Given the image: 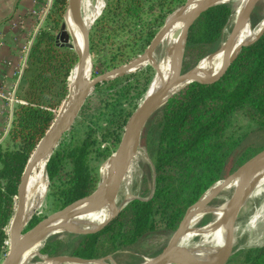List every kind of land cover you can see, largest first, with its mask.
Segmentation results:
<instances>
[{
    "label": "trees",
    "instance_id": "trees-1",
    "mask_svg": "<svg viewBox=\"0 0 264 264\" xmlns=\"http://www.w3.org/2000/svg\"><path fill=\"white\" fill-rule=\"evenodd\" d=\"M66 2L53 0L46 19L56 14L58 16ZM165 3V0L106 2L101 15L92 25V36L102 38L108 30L125 28L132 19L140 18V12L148 5L163 6ZM230 13L229 5L215 6L203 12L189 27L186 49L215 45ZM254 20L251 14L252 23ZM53 21L58 22L57 19ZM74 65L72 51L63 44L59 45L57 35L43 28L36 33L21 76L26 85L20 98L25 103L13 107L5 141L0 142V259L4 244L7 246L6 229L15 207L13 204L19 178L34 147L53 119L51 110L58 106L67 92ZM219 67L217 65L209 72L214 73ZM158 110L160 115L156 122L159 127V147L155 156L157 185L169 177L164 173L166 168L180 166L181 176L193 179L192 197L188 199L190 202L217 179L231 153L237 152L227 171L239 164L249 151L264 146L242 144L250 133L264 130V32L239 53L218 81L210 85L196 83L187 86ZM238 110H242L254 122L255 129L232 136L234 139L228 143L220 142L228 116ZM87 146L88 143L83 141L64 154L51 157L46 164L48 182L60 176L63 158L72 164L65 188L60 193L66 204L89 194L94 188L95 178L86 163ZM196 168H199L198 172ZM164 189L158 186L152 198L131 201L127 207L130 219L123 221V212L120 211L100 231L79 235L81 241L73 255L101 258L153 231L156 202ZM180 211L176 208L172 212L167 226L174 222ZM259 245L262 244L241 249L239 254L242 258L234 264H264V245Z\"/></svg>",
    "mask_w": 264,
    "mask_h": 264
},
{
    "label": "rangeland",
    "instance_id": "rangeland-1",
    "mask_svg": "<svg viewBox=\"0 0 264 264\" xmlns=\"http://www.w3.org/2000/svg\"><path fill=\"white\" fill-rule=\"evenodd\" d=\"M80 1L81 14L85 19L84 23L87 27H90L89 53L91 56V77L102 75L107 76L94 87L90 95L88 94L86 96L79 111L76 113L73 122L63 129L59 140L53 147V149L57 148L53 151L51 157L62 155L70 148L86 141L88 143L86 163L95 178V185L92 189L93 191L101 182V179L105 178V172L111 165L110 159L107 158L115 151L126 121L141 103L147 90L150 88L155 74L154 69L146 62L136 66L131 72L124 74H110V72L128 64L132 60L138 58V56H141L152 37L162 27L166 19L173 15L186 0H165L166 3L163 6H147L146 4L147 8L140 12V18L135 17V19H132L125 28L121 27L106 31L102 38H99V36L96 37L95 35L92 36V25L94 24L95 19L100 16L99 12L103 11L104 5H106L105 2L114 4V0ZM230 2L232 3V1ZM52 3L53 0H46V4L49 5L47 14L51 10ZM234 10L235 8L232 3L229 18L227 19V22L221 31L220 38L215 45L204 48H194L192 50H187L185 47L182 64L183 71H187L198 59L212 54L219 48L220 42L227 35L226 33H228V28L231 25L230 19ZM67 13L68 0L58 16L56 14L52 18H45L40 29H47L54 35L59 34L60 31L66 29ZM252 15L255 22L252 23L251 21V27L255 28L260 22V19L264 16L263 1L255 6ZM54 19H57L58 22L53 21ZM58 43L59 45L63 44L60 40H58ZM64 43L67 45L63 46H67L72 51L76 61L77 55L72 48L73 40L69 34H67ZM169 43V38H164L154 49L153 57L157 58L159 62ZM67 79L69 78L67 77ZM17 84L18 87L14 98L21 100L20 95L26 84L21 79ZM68 87L69 83L67 84V92L65 96L61 99L58 106L51 110L53 119L50 125L54 122L60 105L67 98ZM177 94L178 92L171 97H174ZM17 104L20 103L15 102L14 106ZM159 115V110H156L141 132L139 143L131 159L132 167L129 177V190L132 194H135V196L138 197L131 201L152 198L156 189H158V186L165 187L163 195L156 202L157 214L154 217L156 221L155 229L146 233L141 238H138L136 241L123 247H119L114 252L108 253V255H112V260L115 264H140L141 262L157 255L165 247L185 209L212 183L227 175V170L232 163L231 160L237 154L236 151L235 153H231L229 157L230 159L227 160L225 167L222 168L217 179L208 185L199 195L193 198L192 201L188 202V199L192 197L193 179L190 180L189 178H183V176H181L182 168L180 166L166 168L164 173L169 177L165 182H161L157 185L155 156L159 147V127L156 119ZM254 127V122L251 121L242 110L234 111L228 116L226 130L220 137V142L224 141L228 143L229 140L234 139L232 136L235 137L239 133L249 132L255 129ZM5 138L6 137L4 136L0 137V142H4ZM242 144L264 145V130H255L250 133L243 139ZM256 149L258 148L249 151L245 157L252 154ZM71 168L72 164L69 160L63 158L60 176L56 177L53 182H48L42 205L39 210L32 215L31 220L24 227V230L29 229L45 215L57 211L66 205V203H64V198L60 193L65 188V181L69 177ZM195 171L198 172L199 168H196ZM232 192L233 189L222 190L219 196L211 202L210 206L218 207L222 205L225 200L231 196ZM131 201L121 209L123 212L121 219L123 218V221L130 219V214H128L130 210H128L127 207ZM13 205H15V207L13 206L14 211L17 205L15 198ZM176 208L181 209V211L178 213L174 222L170 226H167V223L172 216V212L176 211ZM161 212L163 214H161ZM215 214H221V210L205 215L200 223L193 228L192 232L195 238L198 237L200 235L199 232L201 233L206 225L210 223ZM261 220L262 222L264 220V182L254 191V193L247 197L241 208L235 223L236 227L234 229L232 254L226 264H234L240 261L242 255H240L239 252L241 249L256 247L249 246L253 241L249 236L254 229V224L256 222H261ZM195 234H198V236ZM80 241L81 237L79 235L64 231L55 233L46 239L44 245L40 249V255L48 258L57 255L71 256L73 255L74 249L79 246ZM6 252L7 246L4 244L0 262ZM41 256H34L31 260V264H39L43 260Z\"/></svg>",
    "mask_w": 264,
    "mask_h": 264
},
{
    "label": "water",
    "instance_id": "water-1",
    "mask_svg": "<svg viewBox=\"0 0 264 264\" xmlns=\"http://www.w3.org/2000/svg\"><path fill=\"white\" fill-rule=\"evenodd\" d=\"M193 1L194 0H186L185 3L182 4L173 14L176 18L184 16V23L179 34L175 49L172 53V73L164 84L160 85V87H158L152 94L141 101V103L137 106L135 111L126 121L115 151L107 158L110 159L111 165L104 182L103 179H101V182L89 194L66 204L64 207L57 211L45 215L35 224H33L29 229L24 230V227L31 220L30 219L27 222H24L25 193L30 173L39 157V147L47 143L48 141L51 142V145L47 151L49 154L47 160L48 164L53 151L57 148L56 147L53 149V144H55L59 140L63 129L68 127L71 122H73L76 113L79 111L83 101L86 98V93L89 91L90 95L94 87L107 76L102 75L91 77L89 81L84 78L83 73L86 63L88 61L91 63V56L89 53L90 27H87L83 21L80 0H68V8L69 6H71V12L73 13L76 25L78 26L81 33L82 49H79L77 44H75L76 35L68 23L66 25V29H63L59 34H57V39L63 42V45H67L64 43V41L67 38V34H69V36L73 40L72 48L77 55V60L75 61V80L77 83L81 84V88L76 98L74 99L70 109H68V111L62 116V118L59 119L60 121L58 123L60 126V130L58 131V133L55 135V137L50 138V127H48L44 135L34 147L23 168L17 185L16 195L14 197L17 200V205L16 210L13 211V214L10 218V221L12 219V225L7 241V252L1 260L0 264H19V260L22 254L29 247L40 241H43L44 245L46 239H48L55 233L64 231L74 235L84 236L96 233L107 226L129 201L134 198H138L137 196L132 197L122 204H117L116 202V197L119 192L120 186L127 173L134 151L139 143L141 132L153 113L171 97H167L169 90L177 84H182L183 86L181 88L183 89L196 83L201 85H210L215 83L225 74L231 62L237 57V55L245 47L255 42L264 32L263 23L259 32L249 41L237 47L232 46L241 26L245 23H248L250 26H252L251 14L255 6L261 1L264 2V0H247L245 5L236 16L234 22L228 28L227 35L220 42L219 48L220 46H222L223 56L219 69L214 73L203 72V74L205 73L204 75H200L196 70L183 71L182 64L185 42L189 27L206 10L219 5H232V3L230 2L231 0H200L195 4L194 7H192L188 12L185 13L188 5ZM101 13L102 11L99 12V15H101ZM262 19H264V16L260 19V21ZM167 29L168 23L166 20L162 27L152 37L147 48L141 56H138V58L132 60L128 64L121 66L114 71H111L110 74L117 73L119 75L131 72L136 66L140 65L141 62L150 57L162 37L165 35ZM215 52L210 55H213ZM227 172V175L219 178L214 183H212L192 204H190L185 209L182 217L177 223V226L171 233V236L167 241L165 247L157 255L141 262L140 264H226L228 262L232 254L234 229L237 217L245 200L253 190V187L264 176V146L256 149L252 154L245 157L239 164H237L233 169ZM236 178H238V183L235 185L233 192L228 199L226 209L222 214V220L223 222H225V233L220 253L215 259L200 260L196 258L195 255H193V252L190 249L179 247L177 245L178 240L184 232L189 230V224L193 216L197 213L202 212L206 208L211 207V202L216 199L221 191ZM147 199L148 198L143 200ZM105 205L111 206L112 210L110 214L106 219H104V221H102L101 224L92 229L81 228L72 221L79 215L89 213ZM49 258L56 260L58 263L98 262L107 264L108 262H110L111 264H115L112 260V255H108L102 258H82L74 255H57Z\"/></svg>",
    "mask_w": 264,
    "mask_h": 264
},
{
    "label": "bare ground",
    "instance_id": "bare-ground-1",
    "mask_svg": "<svg viewBox=\"0 0 264 264\" xmlns=\"http://www.w3.org/2000/svg\"><path fill=\"white\" fill-rule=\"evenodd\" d=\"M200 0H194L191 4L188 5L186 12H188L192 7L195 6V4ZM233 3V6L235 8L234 13L230 19V24H232L238 15L239 11L242 9V7L245 5L247 0H231ZM81 4V1H80ZM67 23L70 25V27L73 29L76 40L75 44H77L78 48L82 49V37L81 33L79 31L78 26L76 25L73 13L71 12V6L68 8L67 13ZM83 21H85L84 17L82 16ZM168 23V29L165 33V35L162 37L160 41H163L164 38H169L170 43L168 44L164 54L162 55L160 62L157 58L153 57V53L143 62L148 63L154 71V78L150 85V88L147 90L144 98V100L147 96L152 94L160 85L164 84L168 78L170 77L172 73L171 69V62H172V53L175 49L179 34L182 30V26L184 23V16L176 18L174 15L169 16L167 19ZM264 23V19H262L255 28H252L248 23H245L241 26L239 29L235 40L232 44L233 47H237L239 45H242L249 41L251 38H253L260 30ZM228 32V31H227ZM227 34V33H226ZM154 52V51H153ZM222 56H223V48L220 46V48L213 54V55H207L203 56L194 66L188 69V71L196 70L199 72L200 75H204L203 72H209L211 69L215 68L217 65H221L222 62ZM141 62L140 64H142ZM73 75L70 77L69 80V93L67 95V98L65 101L60 105L58 114L56 115V118L54 122L50 125L49 133L50 138L55 137V135L60 130L59 126V119L62 118V116L70 109L74 99L76 98L77 94L79 93V90L81 88V84L77 83L75 80L76 75V64L73 67ZM84 78L88 81L91 79V63L88 61L85 66L84 70ZM183 85L177 84L173 86L168 94L167 97H170L174 94H176L178 91H180ZM89 94V91L86 93V96ZM85 96V97H86ZM68 99V100H67ZM65 103V104H64ZM64 104V105H63ZM62 109V110H61ZM61 110V111H60ZM76 116V115H75ZM51 142L48 141L47 143L43 144L39 147V157L36 162V164L33 166L32 171L30 173L29 181L26 188L25 193V210H24V222H27L31 219L32 215L39 210V208L42 205V200L45 196L46 189L48 187V178L46 173V164L48 159V148L50 147ZM55 144H53L54 147ZM141 153V152H140ZM137 160V159H136ZM132 162H130L127 173L122 181V184L120 186L119 192L116 197L117 204L124 203L128 201L130 198L135 197V194H132L129 190V182H130V172H131ZM109 172V169L105 172V178H103V182L107 177V174ZM141 176V175H140ZM264 182V176L257 182V184L253 187V190L250 192L249 195L254 193V191ZM238 183V178L233 180L228 186H226L223 190L227 189H234L235 185ZM132 189V187H131ZM227 198L225 202L218 206V207H208L205 210H203L200 213H197L193 216V218L190 221L189 224V230L184 232L181 237L178 240V246L179 247H185L187 249H190L193 252V255H195L196 258L200 260H212L215 259L218 254L220 253V249L222 247L223 241H224V233H225V222L222 220V214L224 210L226 209ZM17 203V200H16ZM244 205V204H243ZM243 207V206H242ZM16 210V209H15ZM112 208L109 205L102 206L101 208H98L94 211H91L89 213L79 215L75 217L72 221L76 223L81 228H88L92 229L104 221L110 214ZM218 210H221V214H215L213 215L212 220L206 227L203 229V231L200 233L199 236L195 238L192 230L195 228L202 218L207 215L211 214L213 212H216ZM12 225V219L7 227V241L8 237L10 235V229ZM236 227V226H235ZM198 229V228H197ZM199 230V229H198ZM197 231V230H196ZM201 231V230H200ZM195 233V232H194ZM198 238V239H197ZM8 243V242H7ZM43 241L37 242L33 244L31 247H29L21 256L19 260V264H31V260L34 256H41L40 255V249L42 248ZM8 246V244H7ZM42 257V261L39 264H104V263H74V262H64V263H58L54 259H50L48 257ZM107 264H110L109 262Z\"/></svg>",
    "mask_w": 264,
    "mask_h": 264
},
{
    "label": "crops",
    "instance_id": "crops-1",
    "mask_svg": "<svg viewBox=\"0 0 264 264\" xmlns=\"http://www.w3.org/2000/svg\"><path fill=\"white\" fill-rule=\"evenodd\" d=\"M48 8L46 0H0V137L8 132L17 82ZM253 227L251 245H263L264 220Z\"/></svg>",
    "mask_w": 264,
    "mask_h": 264
},
{
    "label": "built area",
    "instance_id": "built-area-1",
    "mask_svg": "<svg viewBox=\"0 0 264 264\" xmlns=\"http://www.w3.org/2000/svg\"><path fill=\"white\" fill-rule=\"evenodd\" d=\"M49 1H51V0H49ZM21 76H22V75H20V76H19V79H18V81H20V79H21ZM14 97H15V96H14ZM12 101H13V104H14L15 102H18V103H21V104H22V103H25V101H24V100H22V99H21V100H19V99H16V98H13V99H12Z\"/></svg>",
    "mask_w": 264,
    "mask_h": 264
}]
</instances>
